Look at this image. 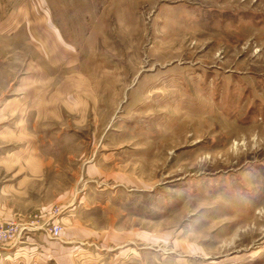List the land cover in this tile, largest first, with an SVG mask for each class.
<instances>
[{
  "label": "rangeland",
  "instance_id": "rangeland-1",
  "mask_svg": "<svg viewBox=\"0 0 264 264\" xmlns=\"http://www.w3.org/2000/svg\"><path fill=\"white\" fill-rule=\"evenodd\" d=\"M7 223L0 264H264V0H0Z\"/></svg>",
  "mask_w": 264,
  "mask_h": 264
},
{
  "label": "built area",
  "instance_id": "built-area-1",
  "mask_svg": "<svg viewBox=\"0 0 264 264\" xmlns=\"http://www.w3.org/2000/svg\"><path fill=\"white\" fill-rule=\"evenodd\" d=\"M32 231L31 226L23 225L19 226L16 223H7L0 225V247H4L13 242H17L22 236L28 235ZM61 232V227L59 225H52L49 228L47 235L48 237H57Z\"/></svg>",
  "mask_w": 264,
  "mask_h": 264
}]
</instances>
